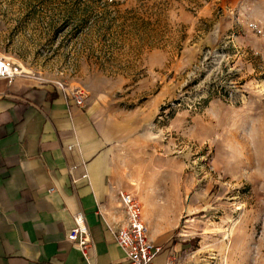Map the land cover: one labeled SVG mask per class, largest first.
<instances>
[{
  "label": "rangeland",
  "instance_id": "obj_1",
  "mask_svg": "<svg viewBox=\"0 0 264 264\" xmlns=\"http://www.w3.org/2000/svg\"><path fill=\"white\" fill-rule=\"evenodd\" d=\"M0 53L84 89L171 259L264 264V0H0Z\"/></svg>",
  "mask_w": 264,
  "mask_h": 264
},
{
  "label": "crops",
  "instance_id": "obj_2",
  "mask_svg": "<svg viewBox=\"0 0 264 264\" xmlns=\"http://www.w3.org/2000/svg\"><path fill=\"white\" fill-rule=\"evenodd\" d=\"M127 186L86 102L76 105L54 85L0 79V264L125 262L113 233L123 220L118 194ZM73 216L93 242L86 258L67 240ZM144 220L149 240L162 248L153 263L186 264L181 255L169 257L168 230Z\"/></svg>",
  "mask_w": 264,
  "mask_h": 264
},
{
  "label": "built area",
  "instance_id": "obj_3",
  "mask_svg": "<svg viewBox=\"0 0 264 264\" xmlns=\"http://www.w3.org/2000/svg\"><path fill=\"white\" fill-rule=\"evenodd\" d=\"M22 75V70L9 58L0 53V79L12 82ZM54 87L63 92L67 99L83 106L86 92L82 88H70L65 83L55 82ZM119 209L123 214L121 225L114 231L113 237L117 246L125 254V262L116 264H154V258L161 252L148 238V229L142 218L140 202L132 195L119 192ZM74 227L67 235V240L86 258V250L93 246L88 229L78 216H73Z\"/></svg>",
  "mask_w": 264,
  "mask_h": 264
},
{
  "label": "trees",
  "instance_id": "obj_4",
  "mask_svg": "<svg viewBox=\"0 0 264 264\" xmlns=\"http://www.w3.org/2000/svg\"><path fill=\"white\" fill-rule=\"evenodd\" d=\"M92 1H97V0H92Z\"/></svg>",
  "mask_w": 264,
  "mask_h": 264
}]
</instances>
